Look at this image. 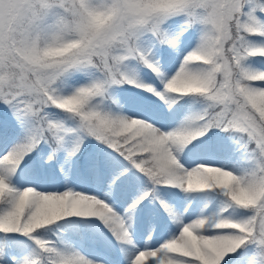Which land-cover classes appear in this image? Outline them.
Returning <instances> with one entry per match:
<instances>
[{
	"label": "snow or ice",
	"instance_id": "obj_1",
	"mask_svg": "<svg viewBox=\"0 0 264 264\" xmlns=\"http://www.w3.org/2000/svg\"><path fill=\"white\" fill-rule=\"evenodd\" d=\"M0 264H264V0H0Z\"/></svg>",
	"mask_w": 264,
	"mask_h": 264
}]
</instances>
